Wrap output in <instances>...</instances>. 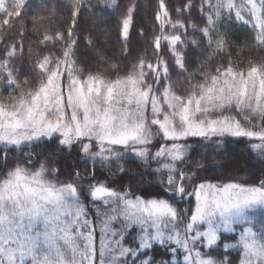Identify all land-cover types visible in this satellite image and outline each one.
I'll use <instances>...</instances> for the list:
<instances>
[{
  "label": "snow or ice",
  "instance_id": "snow-or-ice-1",
  "mask_svg": "<svg viewBox=\"0 0 264 264\" xmlns=\"http://www.w3.org/2000/svg\"><path fill=\"white\" fill-rule=\"evenodd\" d=\"M42 3L0 0V264H233L230 248L238 264H264V218L256 221L264 177L207 181L208 161L187 143L219 148L229 137L248 138L264 159V62L238 67L221 31L225 22L250 26L264 47V0H181L175 20L159 0L151 58L122 68L105 54L110 33L97 28L83 38L94 71L76 57L77 17L82 9L110 14L117 0H69L66 31ZM133 12L128 7L120 22L125 44ZM192 55L221 60L189 72ZM170 67L182 83L171 80ZM41 145L75 152L85 171L73 168L61 181L59 159ZM132 157L156 166L160 193L145 198L97 177V164L126 175ZM182 201L189 206L178 207ZM158 248L167 260L156 259Z\"/></svg>",
  "mask_w": 264,
  "mask_h": 264
},
{
  "label": "trees",
  "instance_id": "trees-1",
  "mask_svg": "<svg viewBox=\"0 0 264 264\" xmlns=\"http://www.w3.org/2000/svg\"><path fill=\"white\" fill-rule=\"evenodd\" d=\"M68 2L69 0H43V3L39 5V7H43L45 4H51L55 8V24L61 31H66L71 25V12L63 6ZM117 2L119 5L118 9H108L110 14L93 16L82 9L83 14L77 17L75 31H77L80 37V42L76 49V57L80 64L87 66L89 70H96L94 64L96 55L83 38L96 33L97 28L107 30L110 33L111 39L107 44L105 54L110 59L118 62L122 68L131 66L137 62L139 56L145 53L151 58L153 50L149 46V41L152 39L154 33L158 31L156 12L159 10V0H117ZM165 4L168 6L169 11L173 13L172 19H178L179 17L175 16L174 13L175 8L181 5V0H165ZM35 6L36 0H33V7ZM132 6H134L132 26L128 41L125 44L120 36V22L127 8ZM2 20L3 18L0 17V22ZM11 29L12 27L10 26L5 31H11ZM221 31L225 35L228 45L227 50L231 55V59L238 67L246 69L249 61L255 63L264 62V47L257 46L255 41L256 33L252 31L250 26L225 22ZM141 32L144 35H141ZM26 47L28 46L26 45ZM31 47L33 51L36 50L35 42H33ZM125 49H127L126 58ZM203 55L207 56L208 53L204 52ZM188 60V71L191 72L194 65L200 63H204L208 69H212L220 62L221 58L213 60L211 64L206 60H202L200 55L189 56ZM223 62L227 63V57H223ZM17 66H20V62H17ZM25 66H30L27 56ZM170 76L173 82H183L184 77L178 70H174L172 67H170ZM179 88L180 85L177 84L178 92ZM254 142L247 138L229 137L223 145L217 148L215 145H206V143L196 139H189L187 141L188 144L197 145V151L202 153L203 158L208 161L207 169L201 173L205 180H240L248 184H254L261 177H264V159L258 157L257 153L251 150V144ZM41 150L48 153L54 152L55 156H53V159H59L60 163L55 166L61 169L59 174L61 181L72 179L68 173L73 168L79 169L82 173L85 171L81 158L75 152L61 154L58 148L47 147L45 145H41ZM139 163L134 157L129 158L128 162L123 165L128 169V173L123 176L115 167L112 168L113 175L109 173L107 168L101 167L99 164L96 165L95 171L98 178L107 180L115 188H130L133 193L143 197L155 196L161 192L160 177L159 175L152 174V170L156 166L153 164L151 168L140 167L138 166ZM88 167L90 168L92 165L89 164ZM85 187H87V181H85ZM180 205L182 204L179 203ZM256 217H258L256 218L258 222L264 218V213L257 211ZM256 227L259 228V223L256 224ZM218 251L222 252L223 249L221 248ZM228 252L230 253L229 259L233 261V264H237L240 253L236 249L231 248L228 249ZM155 256L157 260L168 259L163 248H158Z\"/></svg>",
  "mask_w": 264,
  "mask_h": 264
},
{
  "label": "rangeland",
  "instance_id": "rangeland-1",
  "mask_svg": "<svg viewBox=\"0 0 264 264\" xmlns=\"http://www.w3.org/2000/svg\"><path fill=\"white\" fill-rule=\"evenodd\" d=\"M13 29H11L12 31ZM248 139V138H247ZM233 181V180H231ZM231 181H211L212 183H219V184H223V183H226V182H231ZM234 181H239V182H243V181H240V180H234ZM137 195V194H136ZM138 196H141V195H138ZM145 198H148V197H145ZM180 204L182 205H178V207H180L181 209H184L186 207H188L189 205L185 202H180ZM193 207H194V202H193ZM258 218V217H256ZM226 235H232V234H226ZM237 238H238V233H237ZM97 243H99V232L97 231ZM229 243H235V241H232V242H229ZM238 264V263H237Z\"/></svg>",
  "mask_w": 264,
  "mask_h": 264
}]
</instances>
